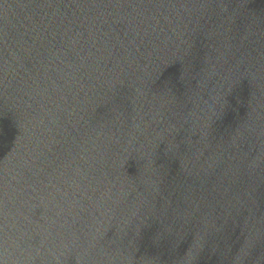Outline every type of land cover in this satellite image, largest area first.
<instances>
[{"label": "water", "instance_id": "1", "mask_svg": "<svg viewBox=\"0 0 264 264\" xmlns=\"http://www.w3.org/2000/svg\"><path fill=\"white\" fill-rule=\"evenodd\" d=\"M0 264H264V0H0Z\"/></svg>", "mask_w": 264, "mask_h": 264}]
</instances>
